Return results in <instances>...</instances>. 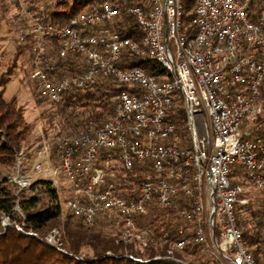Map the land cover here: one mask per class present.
Listing matches in <instances>:
<instances>
[{"label":"built area","instance_id":"1","mask_svg":"<svg viewBox=\"0 0 264 264\" xmlns=\"http://www.w3.org/2000/svg\"><path fill=\"white\" fill-rule=\"evenodd\" d=\"M26 18L17 44L28 48L29 77L50 101L100 80L120 91L107 121L61 138L55 163L47 148L31 167L20 153L5 177L17 194L50 181L65 213L87 226L118 219L123 240L143 249L153 230L141 221L155 204L175 210L183 237L170 255L190 237L219 264H258L237 211L248 204L246 183L264 190V137L254 134L264 116V0H103L65 23L44 22L38 11L26 10ZM126 19L137 36L113 30ZM133 57L141 66H128ZM69 58L77 69L59 77ZM113 162L130 173L151 166L135 199L122 196ZM15 210L22 215L19 203ZM2 226H11L8 217Z\"/></svg>","mask_w":264,"mask_h":264},{"label":"trees","instance_id":"2","mask_svg":"<svg viewBox=\"0 0 264 264\" xmlns=\"http://www.w3.org/2000/svg\"><path fill=\"white\" fill-rule=\"evenodd\" d=\"M22 1L31 5L27 10L38 11V18L44 22L65 23L103 0H15L14 4L20 7ZM27 24V18L18 22L19 27ZM113 30L127 37L137 36L133 22L127 19L114 26ZM27 49L18 45L15 60L17 65L25 60L22 81L27 86L29 95L35 98L37 104L48 103L54 109L45 119L54 132L48 140L52 144L49 153L55 163L58 159L56 150L61 138L76 135L90 123L100 124L107 121L114 112L111 98L120 90L111 80H100L84 90L65 95L60 103H54L44 96L37 83L30 79ZM59 66L57 75L64 77L72 74L78 64L69 58ZM128 66H141V61L133 57L129 60ZM11 75L8 73L7 79L3 77L0 80V165L8 167L14 165L16 157L21 153L22 143L26 141L31 130L25 123L24 109L23 106H18L17 98L6 100L4 97ZM262 98L264 99V88ZM55 128L58 129L57 132ZM254 130L256 137H264V116L259 118ZM31 160V157L27 156L24 165L31 167L33 164ZM113 164L117 174L116 185L126 199H135L139 183L153 176L149 164L136 167L131 173L116 162ZM241 183L243 184L244 180ZM17 191L18 189L7 179L0 182V264H181L172 260H162V257L167 256L186 264H219L205 247L195 244L190 237L182 250L175 249L170 255L169 251L174 241L183 238L176 232L172 221L175 210L155 204L148 206V216L141 221V225L151 228L153 235L148 240V247L143 249L134 241L126 243L123 240L122 234L125 229L118 219L102 217L93 226H87L74 215L68 213L65 215L62 198L50 181L39 180L19 194ZM17 203L23 216L15 210ZM261 203L262 209L259 212L245 206L248 207L247 212L238 218L239 226L245 229L244 242L258 264L264 262V237L261 238L264 234L262 226L264 201ZM5 217L9 218L10 227L2 226ZM15 224L22 225L23 231H18ZM53 230L62 233L60 247L46 242L47 235ZM29 232L36 236L28 235ZM165 233L168 236L163 239Z\"/></svg>","mask_w":264,"mask_h":264},{"label":"rangeland","instance_id":"3","mask_svg":"<svg viewBox=\"0 0 264 264\" xmlns=\"http://www.w3.org/2000/svg\"><path fill=\"white\" fill-rule=\"evenodd\" d=\"M14 2L15 0H0V80L3 77L7 79L6 75L8 73L12 74L6 86L4 97L6 100H11L13 97H16L18 106H23L24 120L25 123L31 127V130L28 133L26 141L22 143L20 152L25 154L26 157L30 156L32 163H34V158L38 156V152L45 151L46 148L50 150V146H52L48 137L52 136L54 132L49 128L50 126L46 123L47 119L45 118L48 117L54 109H52V106L48 103L37 104L35 98L32 97L31 94L29 95L28 88L24 84V81H22L24 78L22 68L25 60L23 59L18 65L15 60V51L18 47L17 37L20 28L18 22L26 18V10L31 5L22 1L20 7H17ZM25 58H27L26 55ZM20 68L22 69L21 71L19 70ZM29 72L30 66L28 64V73ZM57 130L58 129H56L55 132H57ZM13 166L8 167L0 165V182L5 179L6 175L14 172ZM243 199L248 200V204L238 206V217L244 216L248 207L250 210L258 212L262 209L261 202L264 201V190H259L250 183H246ZM245 206L248 207L246 208ZM64 214L66 215V213ZM52 233L54 239L49 236ZM51 234L49 233L47 235L49 236L48 238L52 239L53 244L60 247L62 233L59 230H53Z\"/></svg>","mask_w":264,"mask_h":264}]
</instances>
